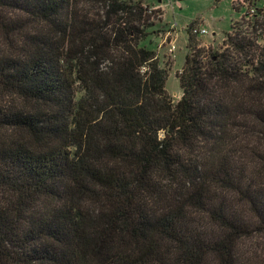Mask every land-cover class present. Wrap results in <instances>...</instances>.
I'll return each instance as SVG.
<instances>
[{
  "label": "trees",
  "instance_id": "obj_1",
  "mask_svg": "<svg viewBox=\"0 0 264 264\" xmlns=\"http://www.w3.org/2000/svg\"><path fill=\"white\" fill-rule=\"evenodd\" d=\"M143 0H0V264H264V10L187 28L182 95Z\"/></svg>",
  "mask_w": 264,
  "mask_h": 264
},
{
  "label": "rangeland",
  "instance_id": "obj_2",
  "mask_svg": "<svg viewBox=\"0 0 264 264\" xmlns=\"http://www.w3.org/2000/svg\"><path fill=\"white\" fill-rule=\"evenodd\" d=\"M158 11L155 25L148 29L147 36L139 43L141 47L154 51L161 67H167L165 84L167 93L177 102L182 95L177 73H180L187 55L189 34L187 28L204 27L206 35L194 36L201 48L218 50L225 35L246 14L254 15L264 10V0H143ZM175 30H170V27ZM171 33H170V32ZM193 36V35H192ZM175 39V40H174ZM175 41L172 56L167 54V44Z\"/></svg>",
  "mask_w": 264,
  "mask_h": 264
},
{
  "label": "built area",
  "instance_id": "obj_3",
  "mask_svg": "<svg viewBox=\"0 0 264 264\" xmlns=\"http://www.w3.org/2000/svg\"><path fill=\"white\" fill-rule=\"evenodd\" d=\"M177 1H180V0H177ZM151 9H153V8L151 7ZM170 30L174 31L175 27H173V26L170 27ZM206 34H207V31L205 29H200V27L191 28V35H193V36H200V35H206ZM174 40H171L167 44V54L170 55V56H172L174 51H175V41Z\"/></svg>",
  "mask_w": 264,
  "mask_h": 264
},
{
  "label": "crops",
  "instance_id": "obj_4",
  "mask_svg": "<svg viewBox=\"0 0 264 264\" xmlns=\"http://www.w3.org/2000/svg\"><path fill=\"white\" fill-rule=\"evenodd\" d=\"M202 29H205L204 27H201Z\"/></svg>",
  "mask_w": 264,
  "mask_h": 264
}]
</instances>
